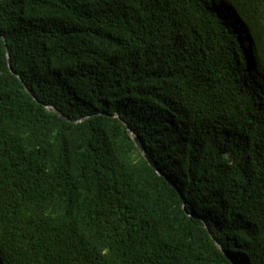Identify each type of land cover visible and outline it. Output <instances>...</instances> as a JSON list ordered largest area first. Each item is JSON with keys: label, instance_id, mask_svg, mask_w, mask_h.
I'll return each instance as SVG.
<instances>
[{"label": "trees", "instance_id": "trees-1", "mask_svg": "<svg viewBox=\"0 0 264 264\" xmlns=\"http://www.w3.org/2000/svg\"><path fill=\"white\" fill-rule=\"evenodd\" d=\"M0 264H264V0H0Z\"/></svg>", "mask_w": 264, "mask_h": 264}]
</instances>
